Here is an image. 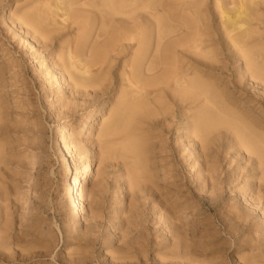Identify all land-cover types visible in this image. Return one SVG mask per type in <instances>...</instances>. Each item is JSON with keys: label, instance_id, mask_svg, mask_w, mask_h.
<instances>
[{"label": "rangeland", "instance_id": "obj_1", "mask_svg": "<svg viewBox=\"0 0 264 264\" xmlns=\"http://www.w3.org/2000/svg\"><path fill=\"white\" fill-rule=\"evenodd\" d=\"M8 1L0 0V264H264V167L257 157L225 128L201 153L182 122L191 112L168 99L169 111L156 115L148 133L153 178L130 188L119 154L102 159L97 141L101 119L116 105L118 78L111 90L73 89L56 54L74 29L44 44L13 21L30 0H10L4 10ZM205 1L217 27L214 0ZM126 59L113 68L116 76ZM239 93L241 111L264 132V84L246 81ZM60 120L74 133L85 126L76 149L88 166L80 175L79 222L66 199L75 159L53 143Z\"/></svg>", "mask_w": 264, "mask_h": 264}, {"label": "bare ground", "instance_id": "obj_2", "mask_svg": "<svg viewBox=\"0 0 264 264\" xmlns=\"http://www.w3.org/2000/svg\"><path fill=\"white\" fill-rule=\"evenodd\" d=\"M214 6L217 27L205 0H30L13 21L44 44L74 29L56 58L78 92L111 90L118 78L116 105L101 119L97 141L102 159L118 153L131 174L130 188L142 189L153 178L148 133L158 124L156 115L169 111L168 99L191 112L182 122L201 153L212 133L225 128L264 167V132L237 104L246 81L264 84V0H214ZM125 57L116 76L113 68ZM58 125L53 143L75 159L66 199L71 219L79 222L85 215L80 175L88 166L76 149L85 126L74 133L69 120ZM89 198L93 205V189Z\"/></svg>", "mask_w": 264, "mask_h": 264}]
</instances>
